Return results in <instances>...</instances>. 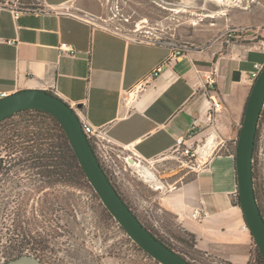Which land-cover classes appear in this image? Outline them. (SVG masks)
<instances>
[{"label":"crops","instance_id":"obj_1","mask_svg":"<svg viewBox=\"0 0 264 264\" xmlns=\"http://www.w3.org/2000/svg\"><path fill=\"white\" fill-rule=\"evenodd\" d=\"M9 2L0 0L1 92H52L105 130L109 143L128 148L143 161L174 158L179 137L195 145L216 125L227 133L242 128L253 86L249 73L255 63L264 64V0L247 9L230 5L226 13L206 17L217 26L214 33H195L186 42L188 50L157 76L152 74L172 52L168 40L137 39L103 26L98 18L104 0H37L30 3L32 11L18 18ZM239 27L244 28L242 38L227 44L225 32ZM64 43L74 47L75 56L62 52ZM214 69L215 92L224 109L209 119L204 85ZM181 170L185 175L171 190L182 204L175 208L181 222L187 226L183 213L199 210L209 220L200 226L194 219L190 230L223 242L242 241L237 227L210 228L211 223L224 226L227 213L237 207L231 200L238 186L234 157L211 154L187 180L190 171Z\"/></svg>","mask_w":264,"mask_h":264},{"label":"rangeland","instance_id":"obj_2","mask_svg":"<svg viewBox=\"0 0 264 264\" xmlns=\"http://www.w3.org/2000/svg\"><path fill=\"white\" fill-rule=\"evenodd\" d=\"M19 1L34 7V4L30 3L37 0ZM230 5L243 6V3L241 0H104L103 13L98 21L107 28L144 39H155L158 33L162 32L164 35H161L162 38L159 39L163 41L188 42L199 31H208L213 34L214 27L217 26H214L205 14H224L226 12L219 11L227 10ZM168 32L175 34L174 36L165 34ZM39 128L45 129L50 138L48 142L53 144L54 119L31 110L18 113L0 123V143L21 146L25 144L22 138H25V133L38 131ZM240 129L241 127L231 133L221 130L217 125L215 129H208L207 135L201 141L194 142L195 145L193 144L198 150L197 158L189 159L183 155L180 148L173 152L175 157L168 161L142 160L141 165H128L126 158L133 155L132 151L109 143L108 150L117 159L120 172L107 173L117 190L139 219L191 264H257L256 241L246 225L241 208L237 205L238 186L231 195L232 204L237 207L234 209L232 207V210L227 213L229 219L225 217L224 226L222 224L217 226L214 223L210 226V228L217 227L225 231H228L231 226L239 228L243 238L242 241L234 243L223 242L207 235L202 237L201 234L190 230L188 227L192 228L194 219L200 226H204L209 220L199 210L193 214L195 218L192 213L188 216H184L183 213V219L187 225L185 226L176 212V209L180 210L182 204L178 202V195L173 196L171 191L173 184L185 175L182 168L190 171L185 177L187 180L193 178L196 169L203 167L204 161L211 154H230L235 159ZM20 133L23 135H19ZM211 137L212 142H210ZM19 150L24 152L23 148ZM255 159L259 202L264 210V117L261 120L257 138ZM143 170H146L150 178L144 175ZM90 186H77L63 182V243L66 245L64 249H74L73 253L82 257L89 252L95 260L90 264H161L139 247L115 222H112L113 228L110 231V247L121 246L120 254H116L115 258L111 254H102V251H106L107 244H102L101 238L96 233L98 230L95 228L97 227L95 217L103 207L94 197L95 190ZM170 198L171 202H169ZM2 222L6 227V221L1 219L0 213V227ZM244 224L248 229L244 228ZM72 241L81 244H72ZM207 241L211 242L207 244ZM81 246L87 250L86 253L81 251ZM84 261L87 262V260ZM0 264L3 263L0 262Z\"/></svg>","mask_w":264,"mask_h":264},{"label":"flooded vegetation","instance_id":"obj_3","mask_svg":"<svg viewBox=\"0 0 264 264\" xmlns=\"http://www.w3.org/2000/svg\"><path fill=\"white\" fill-rule=\"evenodd\" d=\"M19 148H23L24 152ZM44 149V145L35 143L21 146L0 143V213L1 219L6 221V227L4 222L0 227V262L4 264L26 255L42 264H90L95 261L93 255L82 246L81 251L87 252L84 257L75 255L74 249H64L61 160L57 157L55 160L47 159ZM93 195L103 207L95 217L96 233L101 243L107 244L102 254H111L115 258L116 254H120L121 246L110 247L112 222L125 229L96 191ZM72 244L81 243L72 241Z\"/></svg>","mask_w":264,"mask_h":264},{"label":"water","instance_id":"obj_4","mask_svg":"<svg viewBox=\"0 0 264 264\" xmlns=\"http://www.w3.org/2000/svg\"><path fill=\"white\" fill-rule=\"evenodd\" d=\"M264 108V67L253 83L238 137L235 159L238 194L246 225L251 231L264 262V215L259 205L253 172V159L261 113ZM26 109L53 115L63 126L87 179L104 205L126 233L161 264H191L181 254L157 238L130 208L102 167L84 131L77 111L58 95L44 89H24L0 99V122ZM129 161L135 163L131 157ZM4 264H42L30 256H20ZM264 264V263H263Z\"/></svg>","mask_w":264,"mask_h":264},{"label":"built area","instance_id":"obj_5","mask_svg":"<svg viewBox=\"0 0 264 264\" xmlns=\"http://www.w3.org/2000/svg\"><path fill=\"white\" fill-rule=\"evenodd\" d=\"M254 1L255 0H241V3H244L243 7L247 9ZM7 5L10 6L12 11L14 12V17L16 18H18L23 12H28L33 10V7L27 6L24 3L20 2L19 0H10V2ZM242 30H244L243 27H239L237 32L234 28H229L225 32V42L227 44H232L234 40L242 38ZM134 38L140 39V37L137 36H135ZM149 41L162 42L163 40L159 38H155ZM166 42L172 46V52L170 53L169 57L166 59L164 64L156 68L152 76L159 75L165 66H170L172 63L177 62L179 58L184 54V52L189 48L186 42H178L175 40L174 41L168 40ZM61 49L64 54L69 53L70 55L75 56L74 53L75 49L72 45H68L64 43L61 46ZM263 67L264 64H260V63L254 64V68L249 73L250 80H252L253 83L257 79ZM217 78H218V73L217 70L214 69L213 71H210V73L207 75L206 83L204 85V90H205L204 92L208 96V100H209V111H208L209 118L213 117L214 114L224 109V105L222 101L218 98L217 93L215 92ZM137 89H139V87ZM8 95L10 94L0 91V99ZM75 110L77 111V114L79 115L82 121L84 131L87 134L90 143L92 144L102 167L109 174L112 173L118 174L120 172V166L117 162V159L108 150L109 140L107 138L106 131L103 130L102 128L94 127L87 120H85V118L82 117L81 113L78 111V108H76ZM187 140L188 138L186 139V137L183 136L179 137L177 140L178 149L182 148V153L186 157L197 158L198 156L197 148L193 146V143L192 144L187 143ZM130 157H134V159L139 163L142 162L141 158L137 155H133V156L130 155ZM126 163L128 165H131L128 157L126 158Z\"/></svg>","mask_w":264,"mask_h":264},{"label":"trees","instance_id":"obj_6","mask_svg":"<svg viewBox=\"0 0 264 264\" xmlns=\"http://www.w3.org/2000/svg\"><path fill=\"white\" fill-rule=\"evenodd\" d=\"M30 110L31 111H35V112L40 113V114L45 115V116H49L52 119H54V128L53 129H54V137H55V139H54V143L53 144H52V142H48L50 140V138L48 137V133L45 132V129L41 130L39 128L38 131L29 132L31 135H29V133H25V138L22 137L24 139V142L25 143H29V144L30 143H35V144H37L39 146H43L44 145L45 146L44 150H45L47 159L51 158V159L55 160L56 157H57L58 159L61 160L62 177H63V182L65 184H71V185H77V186H80V185H89L90 186L89 181L87 179V176H86L82 166L80 165L78 157H77V155H76V153H75V151H74V149H73V147H72V145H71V143L69 141V138H68L63 126L60 124V122L53 115H51L50 113H48L46 111H42V110H38V109H26V110L19 111V112L15 113V114L9 116L8 118H10V117H12V116H14V115H16L18 113L25 112V111H30ZM263 117H264V108H263V111L261 113V117H260V121H259L257 137H256V148H257V138H258V135H259V129H260V125H261V120L263 119ZM8 118H6V119H8ZM5 120H3V121H5ZM3 121H1V122H3ZM240 132H241V130H240ZM19 135H23V134L20 133ZM256 148H255V154H256ZM255 160L256 159H255V155H254V172H255L254 180H255L256 196H257V199H258V202H259V190H258V186H257V182H256L257 178H256V162H255ZM107 175L110 178L108 173H107ZM110 180L112 181L111 178H110ZM112 183H113V181H112ZM237 198H238L237 199V205H240V196H239V194H237ZM259 205H260L262 213L264 215V210H263L260 202H259ZM142 223L144 224V222H142ZM149 230L152 232L151 229H149ZM152 233L155 236H157V238L160 239L163 243L168 245L171 249H173L174 251L178 252L175 248H173L169 243H167L165 240L160 238L157 234H155L154 232H152ZM255 260H257V264H263L264 263L263 262V257H262V255L260 253V250H259L258 246H257V255H256V259Z\"/></svg>","mask_w":264,"mask_h":264},{"label":"bare ground","instance_id":"obj_7","mask_svg":"<svg viewBox=\"0 0 264 264\" xmlns=\"http://www.w3.org/2000/svg\"><path fill=\"white\" fill-rule=\"evenodd\" d=\"M217 1H219V0H217ZM223 4V3H222ZM178 11H180V9H178ZM226 11V10H225ZM224 10H221V11H219V12H225ZM207 17H216V15H214V14H212V13H207V14H205ZM213 141V138L211 137L210 138V142H212ZM128 158H130V157H128ZM132 159H134L133 157H131ZM134 161H135V163H132V162H130V164L131 165H141L140 163H138L135 159H134ZM244 228H246V229H248L247 228V226L244 224Z\"/></svg>","mask_w":264,"mask_h":264}]
</instances>
